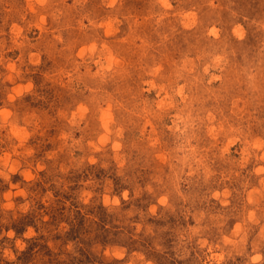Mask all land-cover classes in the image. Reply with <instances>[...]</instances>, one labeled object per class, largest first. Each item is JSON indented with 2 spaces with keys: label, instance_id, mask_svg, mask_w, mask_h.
<instances>
[{
  "label": "rangeland",
  "instance_id": "1",
  "mask_svg": "<svg viewBox=\"0 0 264 264\" xmlns=\"http://www.w3.org/2000/svg\"><path fill=\"white\" fill-rule=\"evenodd\" d=\"M0 264H264V0H0Z\"/></svg>",
  "mask_w": 264,
  "mask_h": 264
}]
</instances>
